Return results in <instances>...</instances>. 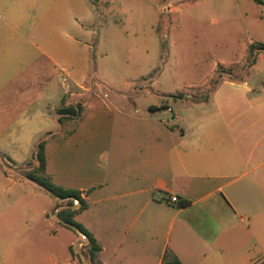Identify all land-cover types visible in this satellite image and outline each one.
I'll use <instances>...</instances> for the list:
<instances>
[{"label":"crops","instance_id":"crops-1","mask_svg":"<svg viewBox=\"0 0 264 264\" xmlns=\"http://www.w3.org/2000/svg\"><path fill=\"white\" fill-rule=\"evenodd\" d=\"M94 19L86 0H0L3 160L15 166L29 162L35 141L51 133L45 173L85 202L72 220L99 247L88 264H160L165 250L181 264H264V56L247 79L223 82L231 90L226 97L216 96L217 88L191 103L200 112L178 133V126L150 115L138 118L136 110L118 111L109 126L98 86L86 83V42L77 38L91 35ZM109 25L112 37H128ZM257 64L260 89L249 83ZM111 89L114 100H128L126 92ZM63 98L82 103L83 110L59 123ZM212 100L213 113L201 110ZM95 151L89 169L87 159ZM0 189L7 192L0 203L23 201V211L40 228L39 264H76L71 250L82 236L47 217L54 198L5 174L1 164ZM170 197L177 201L170 203Z\"/></svg>","mask_w":264,"mask_h":264},{"label":"rangeland","instance_id":"rangeland-1","mask_svg":"<svg viewBox=\"0 0 264 264\" xmlns=\"http://www.w3.org/2000/svg\"><path fill=\"white\" fill-rule=\"evenodd\" d=\"M86 1L94 12V23L89 27L93 31L87 38H77L86 42V83L98 86L100 100L108 106L104 112L109 126L115 124L118 111L129 115L136 110L138 118L150 115L167 121L169 126H178V133L179 128L192 122L193 114L200 112L191 103L207 98L217 88L216 96L226 97L231 90L223 82L247 79L257 58L264 56V51L253 57L248 51L251 43H264V7L252 0ZM109 23L115 25L118 33L127 32L128 37H112ZM82 26L87 30V26ZM137 50L143 52L138 54ZM260 79L257 64L249 83L260 89ZM111 88L126 92L128 100H114ZM150 105L156 106V111L149 109ZM164 108L171 112H164ZM201 110L213 113L216 105L212 100ZM176 116H180L179 122ZM65 131L63 128L62 133ZM98 153H89L87 168L93 169ZM5 163L26 171L24 164ZM42 193L46 201H52ZM1 196H7L6 190L0 189ZM22 202L0 203V264H39L44 251L37 237L40 228L23 211ZM47 217L57 222L51 213ZM25 221L32 222L35 229L28 230ZM80 251L83 254L82 246ZM71 255L76 264L82 261L77 246Z\"/></svg>","mask_w":264,"mask_h":264},{"label":"trees","instance_id":"trees-1","mask_svg":"<svg viewBox=\"0 0 264 264\" xmlns=\"http://www.w3.org/2000/svg\"><path fill=\"white\" fill-rule=\"evenodd\" d=\"M255 4L264 7L263 0H252ZM248 51L253 57V54L259 51H264V43H251L248 46ZM83 110L82 103L77 102L74 104H68L63 98L61 100L60 107L56 110V114L58 116L57 121L60 123L62 119H76L79 117L81 111ZM51 133H46L39 139H37L33 145V150L31 153V159L29 162L24 164L26 171H22L17 169L22 175L27 177L29 180L33 182L40 190L42 191H50L52 194V198L55 199L54 209L57 207H61L57 210L56 215L63 223H57L69 230L68 224L76 227L86 238L87 242L82 245L83 256L88 261V263H92L94 261L95 254L99 251V247L96 244L95 240L91 237V235L79 224L75 223L72 218L73 216L82 211L85 208V202L81 197V194L78 191L65 189L58 187L51 183L49 177L45 173V154L44 147L47 141V137L50 136ZM11 165L13 163L6 159ZM2 166V165H1ZM23 166V165H22ZM5 174L15 175L6 169L3 168ZM16 176V175H15ZM19 179L25 180L18 176ZM60 200V201H59ZM75 200L77 202V206L72 208V201ZM72 231V230H71ZM79 264H83L81 260L78 261ZM160 264H181L178 259L173 255L172 252L165 250L162 260Z\"/></svg>","mask_w":264,"mask_h":264},{"label":"water","instance_id":"water-1","mask_svg":"<svg viewBox=\"0 0 264 264\" xmlns=\"http://www.w3.org/2000/svg\"><path fill=\"white\" fill-rule=\"evenodd\" d=\"M0 164H1L2 167H3L4 169H6L7 171H9V172H11V173H13V174H15V175H17V176H19V177L25 179L26 181H29V182L33 183V182H32L31 180H29L27 177H25L24 175H22L17 169H15V168L11 167L10 165L6 164L5 161L3 160V158L1 157V155H0ZM45 193H47L49 196L52 197V194H51L50 191L46 190ZM59 201H60V200H59ZM75 207H76V205H73V206H72V208H75ZM60 208H61V207L59 206V207H57V208L53 211V213H52V217H53V219H54L55 221H57L58 223H63V222H62L57 216L54 215V213H55L58 209H60ZM68 227H69L73 232H75L76 234L82 236V238L84 239L83 241H80V242L77 244V251H78V253H79V255H80V258H81L82 261L85 263V258H84L83 254H82L81 251H80V247H81L82 245H84V244L87 242V238H86V237H85V236H84V235H83V234H82V233H81L76 227H74L73 225L68 224Z\"/></svg>","mask_w":264,"mask_h":264},{"label":"built area","instance_id":"built-area-1","mask_svg":"<svg viewBox=\"0 0 264 264\" xmlns=\"http://www.w3.org/2000/svg\"><path fill=\"white\" fill-rule=\"evenodd\" d=\"M167 10V9H166ZM167 111H170V109H167ZM177 201V199L175 197H170L169 198V202L170 203H175ZM73 204H77V202L75 200L72 201Z\"/></svg>","mask_w":264,"mask_h":264}]
</instances>
